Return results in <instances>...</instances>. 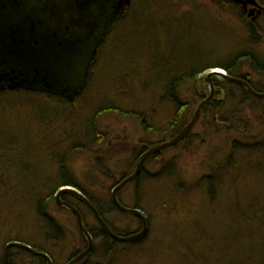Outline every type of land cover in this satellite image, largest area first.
Masks as SVG:
<instances>
[{"label": "rangeland", "instance_id": "1", "mask_svg": "<svg viewBox=\"0 0 264 264\" xmlns=\"http://www.w3.org/2000/svg\"><path fill=\"white\" fill-rule=\"evenodd\" d=\"M261 1L264 5V0ZM131 2L126 16L120 17L125 20L108 27L90 69L88 86L80 97L73 99L74 106L44 95L33 99L15 94L5 97L12 105L6 109L0 97V142L12 141L19 148L29 147L36 156L32 161L35 169L29 170L23 162L20 171L16 163L2 166L4 155L0 154V169L5 172L0 175V258L9 239L18 235L23 239L33 238L31 241L40 245L37 231L41 228L37 222L36 226L34 224L35 199L46 192L39 190L40 184L60 169L61 164L52 157L54 151L61 156L72 183L103 205L114 183L133 172V154L141 144L167 141L163 128L173 110L161 99L165 86L156 84L155 80L160 78L165 83L169 77L168 52L182 63L174 75L190 65L203 69L216 62L229 63V58L246 51L262 64L256 69H264L261 30L260 45L254 42L251 45L244 24L252 22L264 28V19L242 16L241 21L228 6L230 3L221 5L226 9L224 12L216 4L217 0ZM130 11L132 19L128 21ZM218 69L225 73L222 68ZM242 69V73H250L253 82L264 85L263 74L255 75L248 65ZM209 72L199 75L195 85L182 86L179 98L191 104L199 103L201 94L205 96L201 102L208 98L210 89L204 79ZM236 96L241 94L236 93ZM223 97L226 95L214 88L211 100L220 101ZM43 107L58 117L52 126L55 132H45V127L39 124V119L44 117ZM230 107L231 104L218 110L224 114L222 118L215 109L213 115L201 111L189 141L164 149L160 157L146 164L147 174L141 177L140 183L127 184L120 190L119 199L124 206L139 203L150 219L148 235L138 243L117 242L109 255L100 254L101 240H96L94 245L98 252L89 258L90 264H227L233 251L228 248L227 252L226 246L233 232L245 227L260 230L263 223L259 220L243 222L241 212L244 210L237 207L247 206L248 202L264 205V151L259 156L261 164L257 165L256 151L246 150L247 147L264 150L259 146L264 142V103L251 111L237 112L236 116H232ZM89 123L95 135H100V144H87L84 129ZM80 126H84L83 133ZM44 135L53 146V152H48L53 161L47 158L48 154L42 156L49 147L46 137L40 139ZM59 140L61 147H54ZM74 141L82 145H73ZM231 159L236 160L235 164L231 165ZM16 169L23 179H9V173ZM162 171H166L168 177H164ZM62 174L51 179L48 191L58 182L67 180L64 171ZM27 177L32 182L29 183ZM78 207L88 226L95 228L85 208ZM49 212L65 231V237L58 247L46 244L43 247L51 251L56 263L66 264L72 253L82 250L84 244L67 209L57 208L50 202ZM107 219L116 229L129 235L139 228L135 221L118 213ZM29 227L36 228V237ZM19 263L22 264L19 260L14 262Z\"/></svg>", "mask_w": 264, "mask_h": 264}, {"label": "trees", "instance_id": "2", "mask_svg": "<svg viewBox=\"0 0 264 264\" xmlns=\"http://www.w3.org/2000/svg\"><path fill=\"white\" fill-rule=\"evenodd\" d=\"M226 2H220L217 1V5L220 7L219 9L223 10L225 12V8H223L221 5H224ZM263 3V2H262ZM230 8H232L233 10L236 11V14L238 16V18L242 20V11L238 8H234V4H230L228 5ZM221 12V11H220ZM128 13V12H127ZM130 16L127 19L128 21L131 20V15L133 14V12H129ZM223 13V12H222ZM126 16V15H125ZM124 16V17H125ZM123 17V16H122ZM125 19H118L115 20L113 22V25H116L118 22H122ZM245 24V31L248 35V39L250 40L249 43L251 45L252 42H254L255 45H260V41H258L257 39V35L256 33H254L252 31L251 28H253L255 26L254 25H246ZM111 27V28H112ZM116 27V26H115ZM114 27V28H115ZM110 28V29H111ZM113 28V29H114ZM112 29V31H113ZM167 43V42H165ZM172 46L173 42H169ZM171 51V49H170ZM167 53V52H166ZM165 53V54H166ZM172 52H168V56H167V66L166 69L167 71V76H169L167 78V80H165V83L163 81H161V79L159 78L158 80H155L156 84H161L165 86V94H163V97H161L162 101L166 102L168 105H171L172 107V116L170 118L169 121H167V124L165 125V127L163 128V132L165 135H168V139L167 141H171L172 139H174L179 132L190 122L192 116H193V112L196 108V106L204 99V95L201 94V100L199 103H197V101H194L193 104L186 102V101H182L179 98V91L181 92L180 88L182 86H186L188 84H196L197 83V79L199 77V75L209 72L210 70L214 69V68H222L226 75L229 77H233V78H238V79H246L244 80L245 82H247L251 88L258 93H264V85L261 83H255L251 80L250 78V73H242L243 69L247 67H250L251 69H253V73L255 75H259V74H263L264 75V69H261V71H259L258 69H256V66L260 64V61H257L255 58H253L251 55L250 51H246L243 52H239L236 55H234L233 57L229 58L228 61H230L229 63H221V62H216V63H212L209 64L208 66L204 67L203 69H194L192 68V65H190L187 68H183L184 70H182L181 72H179L178 75H174V73L177 72L178 68L177 66H179V63L182 64L179 61H176L175 57L176 55L171 54ZM165 57V56H164ZM185 62V61H184ZM153 66H156L155 64H152ZM186 65V64H184ZM262 64H260L259 66H261ZM258 66V67H259ZM161 76V75H160ZM212 82L214 84V88H217L220 92L224 93V96L226 95V97H223L222 100L220 101H212L208 102L201 111H203L202 113H210V114H214L213 113V109H215L218 112L219 117L224 116V114H222L220 111L222 108L224 107H228L229 104H231V113L232 116H236L237 112H241L244 109H246L247 111H251L254 108L257 107L258 104L264 103V99H258L253 97L252 95H250L246 90H244L243 88H241L240 86L233 84V83H229L224 81L223 79L219 80L217 78H213ZM236 93H240L241 96H236ZM24 97H31L33 99H35L36 97H38V99L40 97H42L43 95H36V94H22ZM11 96V95H10ZM225 98V99H224ZM50 99V98H49ZM6 103V109L11 108L12 105L8 104V101L4 98L3 99ZM197 103V104H196ZM225 103H228V105L225 106ZM42 107V105H41ZM264 109V108H263ZM43 116L39 119V124H41L43 126V128L45 130V132H55L56 128H52L53 125H55V122L57 121L58 117H54L53 114H51V110H49L47 107H43ZM111 110V109H110ZM220 112V114H219ZM217 115V114H215ZM221 121V120H220ZM44 122V123H43ZM50 127V128H49ZM79 128H82L81 131L84 129V126H80ZM87 129V130H86ZM84 129V132L86 133V135L88 136V145H96L98 144V140L99 138H97V136L95 135L94 131H93V126L92 123H89L87 128ZM41 132V133H45V132ZM80 134L82 133L80 131H77ZM93 133H94V138H93ZM191 133V132H190ZM190 133L177 145H175V147H179L181 146L183 143H186L187 141H189L190 139ZM47 133H45L46 135ZM40 136V139L45 138L46 136ZM36 136H38L36 134ZM47 139V137L45 138ZM62 139V137H61ZM60 139V140H61ZM58 141L55 146H58L59 148L61 147V142L62 141ZM166 140H162L160 143H164L167 142ZM12 142V141H11ZM10 141L7 143H1L0 145V154L4 155V157L2 158V166H7L8 164H14L16 163L18 167H20V165L25 162L28 166H29V170H32L33 168L35 169V162L34 164L32 163V161L35 159L36 160V156H33L32 153L30 152L31 149L29 147L27 148H19L17 145L12 144ZM48 142V149H46L43 153L42 156H47L46 154H48V152H53V146L51 145L50 139H47ZM142 143V142H141ZM18 144V143H17ZM143 144H147L149 146L150 143L147 142H143ZM73 145H82L80 144L78 141H74ZM155 146V145H154ZM153 146V147H154ZM260 147L264 148V142L261 143L259 145ZM174 147V146H173ZM152 148V147H151ZM171 148V147H170ZM150 149V147H149ZM148 149V150H149ZM147 150V151H148ZM247 152H251L253 153V151L255 150V156L256 158V163L258 165L261 164L260 162V155L263 154V149H259V148H246ZM139 151L136 150L135 153ZM164 150H162L163 152ZM59 152V151H58ZM162 152H159V156H161ZM134 155V158L137 159V155ZM158 155V154H157ZM254 155V154H253ZM54 156V157H53ZM60 155H58L56 153V151L53 152L52 157L57 160L60 161L59 163L60 165V169H59V173L63 176L62 171H64V175L67 178V180L65 181H61L58 182L56 185H54L52 188H50L48 191V184L51 182V179H53L54 177H58L60 176V174H54L51 178H49V180H46L42 185L40 184L39 186V190L40 191H46V192H42L41 194L38 195V197H36L35 201V217H36V221L34 220V224L36 226V222L37 224L40 226V231L38 232L37 236H40L41 241H39L40 245H37L36 243H33V241H31L33 238L30 239H23L21 236H16L15 239L11 240V238L9 239V242H18L27 246H30L32 249H34L36 252L39 253H44L46 254L52 264H58L56 263L55 259L52 256V253L50 250L45 249L43 247V245L45 246H52L54 247H58L59 243L61 241L64 240L65 237V231L63 230V228L58 224V222L55 220V218L52 217V215L49 212V203L50 202H54L55 206L57 208H63L60 207L56 201H55V194L56 192L59 190V188L61 187H65V186H70L73 187L71 185H73L74 183H72L73 179L70 177L69 173L66 172L65 167H63V163L61 160V156L58 157ZM51 157L50 154H48L47 158ZM153 157H155V155H153ZM152 157V158H153ZM52 158V161H53ZM44 159V158H43ZM153 160V159H151ZM45 162V160H44ZM236 160L235 159H231L230 163L235 164ZM34 165V167H33ZM171 164L166 166V169H168L170 167ZM256 166V165H255ZM165 169V168H164ZM0 175H4V171H2V169H0ZM19 169H16L13 172H8L10 177L9 179H23L24 176H20L19 177V172L22 170L20 167V171L17 174V171ZM48 173V172H47ZM67 173V175L65 174ZM164 173V177H168L166 174V171L163 172ZM51 174V173H50ZM48 175V174H46ZM45 175V176H46ZM45 176L42 179H45ZM124 177V176H123ZM142 177H146L145 175ZM124 179V178H123ZM140 179L141 177H137L134 182H139L140 183ZM26 180H30L29 177L26 178ZM122 180V178L118 181H116L113 185V187L111 188V191L113 190V188ZM10 181V180H9ZM29 183L32 182L31 180L28 181ZM40 183L41 180H40ZM75 186V184H74ZM83 190V189H81ZM111 191L108 193V199H107V203H104L103 205L99 204L98 201H96L89 193H87L86 191H81L83 193V195L88 199V201L96 208V210L98 211L99 215L101 216V218L103 219V221L107 224V226L109 227V229L116 235L118 236H127L130 233H127L126 231H122V230H118L114 227V225L108 221L107 216H110L114 213H118L124 217H127L133 221H135V223H137L138 225V229L136 232L140 231L141 228V222L130 215L124 214L122 212H120L112 203L111 201ZM120 192V191H119ZM119 192H118V200L120 202V204L122 206H124L123 202L119 199ZM138 190L135 191L136 195H138ZM211 195V191H208ZM65 196H70L68 194H64L61 197V200L66 201L65 200ZM81 206H83L86 210V212L92 217L94 223H95V228H90L88 226V224L85 222V217H84V213L81 212L80 208L78 206H75V208L80 212L83 223L86 227V230L90 233V235L93 238V241L96 240H101V247L99 248L101 250V255H109L111 253H113V248L114 246L117 244L116 241L112 240L111 238H109L102 230V228L99 226V224L97 223L96 219L94 218L93 214L89 211V209L82 204ZM126 208H131V209H137L139 211H141L144 215V212L142 210V208L140 207L139 203H135L133 207H127L124 206ZM239 210H241L243 208V212H241V218L243 219V222H247V223H252L255 222L256 220H259L260 222L263 223V226L260 228V230L256 229L254 231V229H249V227H245V229H238L236 231L233 232V235L231 236V240L229 242V244L226 246L227 252H228V248L232 249L233 253H232V259L230 261H226L227 264H264V205H262V202L258 203L257 205H254V203H249L247 204V206H243V207H237ZM69 214H71L76 222V218L74 216V214L72 212L69 211ZM147 220H148V224L150 223V219L148 218V216L144 215ZM33 223V222H32ZM77 225V223H76ZM78 228V226H77ZM28 230H34V237H36V228H32L29 227ZM135 232V233H136ZM78 235L82 241L83 245V249L80 251H75L74 253H72V256L77 255L78 253L84 251L87 247V242L84 239L83 235L80 233L79 229H78ZM246 233V234H245ZM148 233L141 239H139L138 241H135L134 243H138L140 241H143L146 237H147ZM8 242V243H9ZM7 243V244H8ZM42 244V245H41ZM97 247L96 245H93V250L90 254H88L85 258H83L80 262H78L77 264H90L89 258L93 255L97 254ZM225 249V250H226ZM70 259V258H69ZM69 259L67 260V262L69 261ZM21 261L22 264H47L46 261L42 258V257H38L35 255L30 254L29 252L23 250V249H18V248H12L11 252H10V258H9V262L10 264H14V262L16 261ZM66 262V264H67ZM225 263V262H224ZM0 264H4V250H2V257L0 258ZM20 264V263H19Z\"/></svg>", "mask_w": 264, "mask_h": 264}, {"label": "water", "instance_id": "3", "mask_svg": "<svg viewBox=\"0 0 264 264\" xmlns=\"http://www.w3.org/2000/svg\"><path fill=\"white\" fill-rule=\"evenodd\" d=\"M26 0H18V3H22L19 6L16 4V0H0V54L5 53V57L1 60L2 66H0V82L8 81L9 86L8 89L12 91H18L20 89H25V84L28 82V78L33 81H36V78H41V80H47V76L51 72L54 71L57 67L55 61V57L58 59L57 61L60 63L61 60L64 59L66 51L71 47V40L67 39L65 36L66 27L65 24L68 25L72 23H84L86 22L82 20V14L85 9V6H88V3H84L85 0H38V5L36 7H31L30 4L25 2ZM237 4H242L243 6L247 4L254 5L256 3L255 0H229ZM24 2V3H23ZM120 4L128 7L130 5V0H120ZM92 4H90L91 6ZM55 6V7H54ZM59 7L60 11L65 14L64 23L55 28L52 24L49 31H45V29L41 28V26L48 25V21L55 20L51 18L49 20V16L52 14V9ZM53 9V10H54ZM42 10H45L43 13ZM68 13H71L73 16H70ZM32 14L31 18H28V15ZM68 14V15H67ZM48 15V18L46 17ZM32 18H35L32 20ZM33 21V22H32ZM59 21V20H58ZM39 26V28H36ZM29 28L30 31L36 30L35 39L29 37L27 31L24 30ZM56 30V31H54ZM29 31V35H30ZM30 40L31 44L34 47L39 46L40 50L45 52L41 54L37 53L40 61L39 65L36 66V61L32 60V57L36 55L35 48H31L27 43ZM27 44V45H26ZM53 49V51H52ZM46 50H51L46 55ZM45 53V54H44ZM44 54V55H43ZM56 61V62H57ZM2 67L6 68V71H1ZM58 68V67H57ZM5 70V69H4ZM214 77L222 78L224 81L236 84L246 90L250 95L258 99H264V93L255 92L251 86L242 79L229 77L226 73L218 70L210 71L204 79L206 85H208L210 89L209 97L206 98L203 102L198 104L196 107L194 114L190 120V122L179 132V134L172 139L171 141H167L161 143L157 146L150 148L146 151L137 161L136 169L132 175L122 179L111 191V201L114 206L122 213L133 216L137 218L141 222V229L139 232L133 233L128 236H118L114 234L107 224L103 221L101 216L99 215L96 208L88 201V199L82 194L81 191H77L71 187H62L55 194V201L60 207H64L68 211L72 212L76 218V223L80 233L83 235L84 239L87 242V247L84 251L78 253L77 255L71 257L67 264H77L83 258H85L88 254H90L93 250L94 241L90 233L86 230V227L83 223L80 212L72 205L62 201L60 198L64 194H68L73 198L77 199L79 202L84 204L89 211L93 214L99 226L102 228L103 232L112 240L118 243H129L143 238L149 230V224L147 218L143 215V213L137 209L126 208L122 206L118 200V192L127 184L135 180L142 169L144 161L153 155L158 154L164 149L173 147L180 143L194 128L199 115L201 113L202 108L211 100L214 84L212 79ZM47 85V84H46ZM12 248L23 249L29 252L32 255L42 257L47 264H52L50 258L44 254L36 252L30 246L18 243V242H10L5 245L4 248V264H9V257Z\"/></svg>", "mask_w": 264, "mask_h": 264}, {"label": "flooded vegetation", "instance_id": "4", "mask_svg": "<svg viewBox=\"0 0 264 264\" xmlns=\"http://www.w3.org/2000/svg\"><path fill=\"white\" fill-rule=\"evenodd\" d=\"M39 3H44L41 2L43 0H39ZM130 0V5L128 7H124L123 4H120V0H101L100 4H92L90 6L89 1H84V3H88V6H85V9H82L84 12L80 14L82 16V20L86 22L84 23H72L66 25L64 22V19H66L65 14L60 11L59 7H56L52 9V14L49 16V20L51 18H54L55 20L53 23L52 21H48L45 26H41V28L45 29V31H49V29H52L50 25H54L55 28L57 29L58 26L61 24H65L64 26L66 27L65 31V36L67 39L71 40V47L69 48L68 51L63 49L64 52H66V55L62 62H58L57 58L53 61H55L57 67L54 71L51 72V75L49 74L47 76V80H41V78H36V81L31 80L28 78V82L25 84L26 88L25 89H20L18 91H12L8 89L9 83L8 81H2L0 82V97L5 98L9 95H15V94H36V95H44L49 97L50 99L55 98L58 99L64 103H68L71 106H74L73 104V99L80 97L84 90L88 86V80H89V72L92 67V65L95 63L96 59V54L98 52V48L102 45V42L104 41V37L106 36V32L108 27L115 21L120 19V17L124 16L126 11L130 8L131 2ZM220 2H227L230 4H234L238 6V8L242 11V16L246 19L248 17H251L249 19H253L254 17L259 18L261 20L264 19V5L261 0H255L256 3L254 5L247 4L243 6L242 4H237L229 0H217ZM28 4H30L31 7H36L38 5V0H26ZM24 3V2H23ZM16 4L19 6L22 3H18V0H16ZM251 6V7H250ZM253 7V8H252ZM257 9V10H256ZM45 10H42L43 13ZM70 16H73L71 13H68ZM67 14V15H68ZM64 15V16H63ZM32 14L28 15V18H31ZM48 18V15L46 16ZM35 18H32L34 20ZM59 20V21H58ZM258 20V19H257ZM33 22V21H32ZM246 25H254L252 22H246ZM36 28H39L37 26ZM252 29V28H251ZM27 31V34L29 37H32V39H35L36 36V30H31L27 27L24 29ZM260 35L262 36V40L264 41V28L260 29ZM30 31V35H29ZM56 31V30H54ZM32 49L35 48L36 50V55L32 57L33 61H36V66L39 65V56H37V53L41 54L40 50V45L37 47H34L30 40H28L27 43ZM26 44V45H27ZM51 50H46V55L48 52ZM53 51V49H52ZM45 52V49H43L42 53ZM45 54V53H44ZM43 54V55H44ZM5 53L2 52L0 54V63L1 60L5 57ZM42 55V54H41ZM4 61V60H3ZM57 61V62H56ZM2 66V64H0ZM5 69V70H4ZM7 67L3 68L1 71H6ZM243 80H246L243 78ZM248 82V81H247ZM47 84V85H46ZM99 131H97L98 133ZM100 134V132H99ZM97 138L99 140L97 141L98 144H100V135H97ZM161 144L160 142L157 144H141L139 151L135 153L137 155V159L134 158L133 156V167L135 171L137 161L139 158L149 149V147H153L154 145L157 146ZM162 152V151H161ZM160 152V153H161ZM150 156L148 157L142 166V169L139 173L138 177H142L147 174V169H146V164L148 162H152L151 159H156L159 156L156 154L155 157ZM60 162V161H59ZM67 172V171H66ZM133 172L130 174L132 175ZM56 174H60L59 170L57 171ZM130 175L124 176L123 178H126ZM134 180L130 183H133ZM129 183V184H130ZM75 190L77 191H83L78 185H71ZM65 187H70V186H65ZM62 188V187H61ZM60 189V188H59ZM62 198V197H61ZM60 198V199H61ZM64 202L72 205V206H79L82 205L81 202H79L77 199L73 198L72 196H65ZM63 201V200H62ZM10 258V257H9ZM10 264V262H9Z\"/></svg>", "mask_w": 264, "mask_h": 264}, {"label": "bare ground", "instance_id": "5", "mask_svg": "<svg viewBox=\"0 0 264 264\" xmlns=\"http://www.w3.org/2000/svg\"><path fill=\"white\" fill-rule=\"evenodd\" d=\"M86 1H89L91 4H100V3H101V0H86ZM124 7H125V6H124ZM260 29H262V28L259 27V26H257V25H255V26L252 28V31H253L254 33H256V32L258 31V33H256V35H257V39H258L259 41L262 40V38H261V40H260V36L258 35ZM260 34H261V33H260ZM216 69H217V68H214V69H212V70H216ZM212 70H210V71H212Z\"/></svg>", "mask_w": 264, "mask_h": 264}]
</instances>
